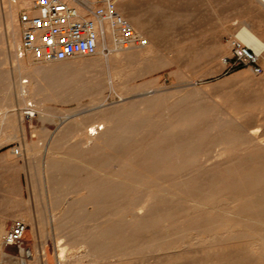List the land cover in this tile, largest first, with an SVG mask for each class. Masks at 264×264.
I'll return each instance as SVG.
<instances>
[{"label":"rangeland","instance_id":"1","mask_svg":"<svg viewBox=\"0 0 264 264\" xmlns=\"http://www.w3.org/2000/svg\"><path fill=\"white\" fill-rule=\"evenodd\" d=\"M17 1L19 2V0ZM35 1L36 0H33V2ZM11 5H16L15 3H13V0H0V102L5 101V107H8V111H10V113L13 114V118L11 119V122L9 123L10 126L8 125L5 128L7 137L8 138L10 137V139L9 141L2 144L0 148L2 147L1 149L3 151L19 149L21 152V155L17 156V159H18L20 168H23L24 173H25V188H26L27 206H31L30 207L31 211H33V208L35 210V223L31 224V227L33 224L35 226V236L29 239L31 244L29 245L28 251L29 250L31 251L32 253L31 256L29 254L19 253L18 250H16V248L13 246L2 245L3 247L2 249L5 252L10 254L11 256L10 258L13 261H10L9 263L2 262V258L0 255V264H155V263L156 264H164V263L165 264H176L177 262L178 264H193V261L196 262L194 264H210V263L221 264L222 261L224 262V259L227 261L222 264H228V263L229 264H240V263L241 264H244V263L260 264L257 255L254 254L252 250H249L248 248L246 249V246L244 245V238L242 239V237L237 238L241 240L234 241V243L231 246L225 245L227 243H222L221 245L220 242H226V240L221 237L220 238L217 237L215 242H205V243H202L201 245L196 244V246L199 245L198 247H196L195 244L194 245L186 244L185 246L183 245V248H181L182 247L181 246L175 249V251H173L174 249H168V250H162V249L164 247H167L170 244L179 243L184 238L178 235H172V237L167 236L165 238L164 236L166 235H162L159 230H155L152 233V235H149V236H146L144 233H141V232L138 233L141 239L144 237L146 238L147 243L144 244L143 243L144 240H143L141 241L142 243H140L139 245L133 248L131 244L133 233L128 230V227L132 223L130 219L128 218L120 219L118 217H115L113 219V217L112 218L106 217L105 222H104L102 221L104 220V218L100 220V218L98 219L95 217L96 219H94L93 217V218H90L91 220L89 221L88 218L86 217H87L88 212L91 209L88 207H92V206L89 204H85V203L81 204L84 201L82 197L84 198V195L86 194L84 183L88 181L87 179L89 178L88 182L90 183L92 182V184L94 183L98 184L103 178L101 177V175H99L101 173L103 174V176L106 174L108 179L109 177L111 178L112 176L113 180L112 181L110 180V181L112 182V184L115 181L116 183L114 185H117L118 184L117 182L119 180V175L121 178L127 177L128 175H130V177L133 178V176L136 175V172L140 171V169L132 165L131 166L125 165L124 160H126L127 162L128 156L127 157L123 156L120 162L118 161L115 162V160L113 159H110L111 161L109 162L108 157H104V159H102L103 162L100 160L103 164L106 161L105 158L108 159L107 165L105 163H104L105 165L104 164L102 165V166H105L104 167L105 170L108 167L107 168L108 170L106 171L103 170L102 169L103 167L101 166H99V169L97 167L92 170L93 175H91L92 174V171H90L91 168L88 170V169H84L80 167L81 170L79 171L78 169L80 168H77L76 165L80 162L79 161L80 158H78L77 160L75 159L74 164H73L72 160L74 159L73 158L69 159V156L64 154L67 152L69 153L70 151L69 148L71 146L73 147L74 145L72 142L75 143V146L77 145L78 137H76V135L74 134H64L62 130L69 123H72L74 121L80 122V123L82 122L88 123L89 121L91 122V120L93 121L94 117L98 116V114L100 113H101L100 115H102L103 111H106V110H108V112L110 113H113V115L115 114L116 111L120 113H124L125 109L130 110L129 112H132V113H138L141 111V109L144 108V106L137 104L138 105L137 107L135 103H137L139 99H142L144 97L142 96V94H145V96H147L148 98L153 97L149 99V102L156 101L152 109V112L154 113L152 114L150 113L152 117L150 121L152 122L165 121L164 119L165 116L166 117L168 116V112L165 109L167 106H168L167 108L184 107L183 105H185L186 107V104H189V101L191 102V100L193 99L191 102V103L193 102L195 103V104L193 103V106H198L199 104V106H201L204 109L207 108L209 110L213 108L216 110L215 114L217 116H215L211 120L210 122L211 124L217 121H223L221 119L222 117L221 115H224V116L226 115L227 117L229 116L228 119L230 120L232 118L235 119V121H233L232 119L234 124L241 123L248 129H250V131L258 128L259 129L258 136L261 137L260 140L262 138H263L262 140H264V52L259 55L256 53L260 57V63L263 68V73L261 75H255L252 73L251 70L247 68H241L235 71H229L223 62L225 57H229L231 55L230 41L233 38H237L238 33L243 28H246L252 31L255 35H257L260 39L264 41V8H263L264 6L257 0H132L130 6L129 5L125 6L126 10L128 11L129 14L133 15L134 17H138L140 19L141 30L146 35L145 38L152 41L153 54L150 56V59L148 61H144V63L142 62L140 64H135V65H132V67L131 66L124 67L125 65L120 66V71H118L119 77L117 81L125 83V87L122 88L119 85V83L115 86L111 85L110 81L112 80L113 73L116 69L114 68V65L107 60L106 57H105L106 59H105L104 66L102 68H97V72L100 73L101 75L100 74L97 75L96 78H95V75L97 73L96 70L93 73V69L92 70L84 69L85 68L84 65L90 60H93L96 57H98L99 56L98 54L92 57H76L68 61H50V62L44 61L40 57V54L36 55V52L26 54L23 57H19L17 54L18 52L17 50H19L18 48L19 46L17 45V48L16 47L14 48L15 50L12 49V46L9 44V40H8V23L5 17L7 16L5 14V10H7ZM27 8L29 7H22L19 10V13L21 10L27 9ZM18 15L15 21V25L18 24V27L20 29L19 30L20 31L19 43L21 45L23 28L19 22ZM132 28L136 31V27L132 26ZM114 33L115 31L113 32V35L111 34L112 36L111 40L113 43L118 44L114 40ZM108 39H109V36H108ZM108 44H109L108 41L106 43H101V45L103 46L102 47L103 53L106 56L109 55V52L105 51V48L109 50ZM76 61L78 62L83 61V63L84 62L85 63L83 66H78L76 65L77 63ZM154 63L157 65L154 66L155 65ZM149 64L154 66V68L152 66H148ZM68 65L72 68L71 71L77 73V75L73 77L72 79L67 76L65 78L62 77L63 75L65 76L63 72L66 66ZM146 66H148V68ZM129 68H132V69H129ZM98 69L100 72L98 71ZM59 70H61V72ZM101 71L104 73H101ZM88 72L90 74H88ZM86 74H87V77L85 76ZM93 74L95 75L93 76ZM37 75H41V76L42 75H47V76H50V75L59 76L60 75L62 79L59 81L62 83L61 86L63 87L69 85L70 83L75 84L77 81L81 83L83 82V79L85 76V78H88V80L84 79V81H86L87 84L88 82L98 81L99 83H102L104 87H101L102 85L100 84V87L102 88L101 94L100 96H97V97L95 95H92L89 91L85 92L88 89L84 88V90L83 89L82 90L85 93L80 92L76 95L64 94L62 96L61 95L56 96L55 94H53V96H51L52 98L49 97V99L46 98L49 95L34 96L35 98L28 97L29 98L27 99L28 102L27 101L22 102L21 99L24 98V95L20 93V88L18 87L21 82V77L24 80L29 79L28 77H30V81H31L32 78ZM82 76H83V79H82ZM98 76L99 77L101 76V77L99 78ZM97 77L99 79H97ZM92 78L93 79L95 78V79L93 80ZM67 79H69L70 81H67ZM104 79H105L104 84L107 86L103 84ZM99 80H102V81L100 82ZM61 89H64V88H61ZM49 90H51V87H49ZM87 93L88 95H86ZM153 95H155V97ZM63 96H65L66 98H64ZM123 96H124V99L126 98V100H128L129 102L131 101L130 104L128 103V101L126 103V100L124 99L122 100L124 104L121 102V98ZM57 97L59 98L57 99ZM186 97H188L189 99H184V102H183L182 98H186ZM41 98H43L44 101H42ZM95 98L100 99L103 102V106L105 105V107L101 106L102 108L101 107L93 108L94 106L93 100ZM28 103H32L33 106H28L27 105ZM132 103L134 105L133 108L137 107L138 111L136 108L133 110ZM164 104L166 107L161 106V108L158 109L160 105H164ZM172 104L175 106H173ZM123 105L126 106L127 108L125 107H124L125 109L121 108L123 107ZM190 105L191 104L187 105V107H190ZM154 108H155V111H153ZM41 109L44 111L41 112L42 111ZM110 109L111 111H109ZM115 109L116 111H114ZM27 110L34 111L35 116L31 119L26 117L24 115V111H27ZM159 110L161 111V113ZM95 111H98V113L96 114ZM45 112H47L46 114L51 113L50 116H54V120L44 121L43 118H41V115L45 114ZM108 112L106 111L104 113L108 114ZM162 112L164 115L167 113L165 116H163L164 118L161 117L163 115ZM63 113H69V115L71 114L73 116L72 118L68 120L69 122L68 121L62 122L64 119L60 117L63 116ZM110 113L108 115H110ZM89 115L90 116L93 115V116H92V119L89 118L88 120V117H90ZM157 115L159 117L156 118ZM218 116L220 117V120ZM80 119H82L81 120L82 122L80 121ZM83 119L85 121H83ZM119 119L121 121H125V119H128V118H125L124 120L123 118H119ZM129 119L128 121L133 120L132 118L130 120ZM89 124L90 123H88V125ZM196 125L197 126L195 128L192 127L189 129H196V132L202 133L204 135H203V138L196 143V149L193 150V152L191 151L193 156H195V159L190 160L188 162V165L184 168V171L186 173H189L187 174L186 177L192 178V177H195V174L198 175L199 173L203 171L211 170V169L214 170L215 167L213 169V167H211L210 165L218 161L225 162L229 159L228 161H230V163L231 162L234 163L236 162L237 159L240 161V158L242 162L247 161L246 159L243 158L247 154L244 152L243 148L245 149L249 147L250 149L253 148L252 150L249 149V151L250 153H254L253 156L255 155L256 157L252 160V162L255 159H259L261 161L263 160L262 162L255 160L254 163L256 164V161H258L257 162L258 165H254L252 167L250 166L248 167L239 166L238 167V166H234L231 163L228 166H222V168L216 167L217 170L216 169L215 170L216 171H227V170L247 169L251 171H256V170L264 169V166L262 165L260 166V164L264 163V156H261L262 152L260 150L255 149L253 147L254 146L253 144L250 145L248 143H245L246 138L243 140L244 142L242 144L240 143V145L239 144L237 145V148H236L237 151L240 150L238 154L236 150H232L231 153H226V155L224 154L223 159H222V157L218 156V154L220 153V149L223 146L221 145L217 146V143H216L217 138L220 135H222V133L217 134L216 131H210V130L206 132L205 129L207 127V123L204 121ZM218 131H221V130L219 129ZM53 138L54 139L57 138L58 140V142L57 140H55L56 141L55 146H54L55 142ZM212 138L213 140H211ZM66 139H68L67 142L65 141ZM60 142H62L64 147L61 145ZM60 145H61V148L59 147ZM58 147L63 152L58 150L59 149ZM205 147L206 149H204ZM62 148L64 150H62ZM67 148H68V151H67ZM73 150L74 148L71 149L70 152H73ZM242 150H243L242 152L243 154L241 153ZM62 154L65 155V157H61ZM47 155L49 156L48 159L46 158ZM129 155H132V151ZM237 156L239 158H237ZM53 157L54 159H56L55 161H53L54 160L52 159ZM59 158L61 160H59ZM50 160L52 161L51 163H50ZM63 161H67L69 163L66 162L67 164H65ZM70 161L72 162V164ZM55 162L57 163L61 162L63 166H66V167L65 168L62 167V169L57 168L56 170V166H55L53 169H55L56 171L55 173L54 171H52L53 173L51 174L53 175H51L50 177L49 176L50 171L53 170L50 165H53V163ZM49 163H50L49 165L50 167L48 169L51 168V170L48 171L49 172V175H48V172H46L47 171L46 168L48 167L47 164ZM203 163H206V165H204ZM129 164L131 163L129 162ZM70 165L72 166L75 165L74 167L71 166L72 169L73 168L75 169L71 170L70 169L71 167H68ZM66 168H68L67 173H65ZM118 168L121 170H119ZM124 169L126 170L125 173L123 171ZM59 170H60V173H59ZM69 170H71L72 172L69 173ZM127 170H129L128 172L130 174L127 172ZM89 171L91 172V174ZM110 171H112L111 173L113 174L110 175ZM84 172H86L87 174ZM72 173L76 177H74ZM78 173L84 174V175H79ZM123 173L125 174L124 176L122 175ZM63 174L66 177H64ZM89 174L91 176H89ZM53 176H55V179H53ZM71 176L73 178H76L74 180L72 179V181L74 182L77 180L78 177L80 178L79 180H83L84 183H82L81 181L80 182L84 185L83 186L84 188L82 187V184L79 183V181H76L78 183L73 184V182L71 181ZM106 176H104L105 177L104 179H107ZM114 176H117L118 178ZM48 177L52 179V182L53 180L54 181L56 180L53 183V186L55 188L54 190L58 192L56 195L60 196L61 198H58L57 196L55 197L54 190L51 193V197L47 196L46 179ZM67 177H69L70 179L69 181L70 184L68 183L69 179ZM63 178L64 179L67 178L68 180L64 181ZM97 178L99 179L101 178V180H98ZM95 179H97L98 181L97 180L94 181ZM115 179L116 180L118 179V180L116 181ZM62 182H63L64 188H63ZM71 183L73 184V186ZM65 185L67 186L65 187ZM156 185L157 184H153V186H156ZM57 187L60 190L62 191L64 190V191L61 192L60 190L57 189ZM70 187H71V190L69 189ZM80 187H82V191H80L81 190ZM77 190H79V192ZM74 193L76 194L74 195ZM70 198L72 199V201H70L71 200ZM50 199H53V200H50ZM56 199H58L59 201H56ZM59 204H62V205L60 206ZM70 205L72 206L73 209L71 208L69 209L68 206ZM74 205H77V206H74ZM81 206H82L83 213L78 212L81 209L80 208ZM122 206H123V203L121 204V207ZM77 207L80 209H78ZM75 208H77L78 211ZM64 210H66L65 213H64ZM68 212L71 213V214L69 213V215L71 216L70 219L69 217H67V215L65 216V214H67ZM60 215H62L63 219L61 218ZM60 218L61 220L64 221V223H67L68 221L70 222H68L67 225H64L63 221L61 222ZM84 219L86 220V222L88 221L87 222V224L89 223L88 225H90L91 222L93 223L94 220H97V219L100 220V221L97 220V222H100L102 225H100V223H97L96 221H94L95 224L90 225V226L95 225L96 227L103 226L107 221L106 219H109L111 221L109 222L107 221L108 223H106L105 226H109L111 224L110 222L115 220L112 223L113 225L112 224L111 225L112 226L115 225V229H117L116 228L117 226H121V232L119 234L121 236L120 237L121 240H119V243H118L121 247L117 246L118 244L116 243L115 245L117 247L114 245V248L116 250H113V251L110 250V248L113 249V245H110L106 248L100 247L99 249H97L94 246L87 247V244L83 243L85 242L84 239L87 233L84 235L83 232H87L88 230H90V226L86 224ZM192 219L194 218L192 217L187 218L186 222H192V221L197 222L198 220V219H194V220ZM119 221L122 222V225H118V223H116ZM69 225H72V226L70 227ZM86 226L88 227L85 228ZM112 226L110 227L113 229ZM82 229H83V232H82ZM84 229L85 230L88 229V230L84 231ZM77 231L81 232V233L79 232L80 236L78 235V233H76ZM70 234H76V235L75 236L73 235L72 237V235ZM76 236L77 237L79 236L83 239L81 240L80 238H76ZM74 237L76 238V240ZM207 237H208L207 235L204 236V238H207ZM124 240H126L124 245H126L127 248L126 246L122 247L123 242L121 241H124ZM128 240H130L131 243H128L127 242ZM73 241L74 242L78 241V242L74 243ZM186 241H189V239H187ZM61 242L64 246L62 244L61 245L65 247L64 254L61 253V249H60L62 248L60 247ZM155 242L158 245L150 244V243H155ZM215 244H218V245H215ZM118 247H120V249ZM231 247L235 251L230 250ZM145 248L148 250H145ZM186 248H189V249H186ZM198 248H199V252L197 250ZM240 248L241 249L244 248L243 251ZM126 249H128L131 252L129 253L126 252L128 251ZM239 249L241 250V252ZM245 249H246V252H245ZM120 250H123V251L119 252ZM225 250L227 251L230 250L229 253L232 251L234 252L229 254ZM236 250H239V251L236 252ZM247 250H248V254H244V253H247ZM114 251H118L119 253L114 252ZM116 253L119 254L121 258L122 257L123 258L121 259L117 255L119 257L118 259V257L116 256ZM125 253L128 254L130 257L127 256ZM218 253L219 255H217ZM238 253H239V256H237ZM241 253L244 255H242ZM102 254L103 255L105 254L104 258H106L107 256L108 258H106L105 260L104 258H102L103 256ZM136 254L138 255V257L136 256ZM100 255L101 257H99ZM189 256L192 257V259ZM219 256L220 257L222 256L221 257L222 259L220 258L222 260L220 263H219V260H220ZM241 256H246V257H241ZM183 257H185L186 259ZM193 257H196V258H193ZM238 257L240 259H237ZM241 258L243 259L242 262L244 261L243 263L241 262ZM179 259L181 261H179ZM244 259H247V260H244ZM235 260L238 261V263L235 262ZM257 260L258 262H256ZM214 261L216 262L214 263Z\"/></svg>","mask_w":264,"mask_h":264},{"label":"bare ground","instance_id":"2","mask_svg":"<svg viewBox=\"0 0 264 264\" xmlns=\"http://www.w3.org/2000/svg\"><path fill=\"white\" fill-rule=\"evenodd\" d=\"M257 1L260 2L264 6V0H257ZM131 2H132V0H122L119 3L118 9H119L120 14L123 16V18L125 20H127L131 26L136 27V32L146 42L145 46H143V47L132 46L129 48H124V47L120 46L119 44L113 43L111 40V37H112L111 34L113 35L114 30L111 28L110 24L108 23L107 24V32H108V36L110 39V40L109 39L107 40L109 43L108 44L109 45V55H107L108 57L103 53V48H102L103 46L101 44H99L98 53H97L99 55L98 57H96L93 60H90L85 65H84L85 62L83 63V61H80V62L76 61L77 63L74 62L78 66L84 65V67H85L84 69H86V70L87 69H90V70L93 69V73H94L95 70L97 72V68H102L104 66L105 59L107 58V60L109 62H111L114 65V68L116 69L113 73V78L110 81V83L112 86H115L119 83V85L122 88L125 87V83L117 81L118 77H119L118 71H120V66L125 65L124 67H130V66L132 67V65L140 64L142 62L144 63V61H148L150 59V56L153 54L152 41L145 38L146 35L141 30L140 19L138 17H134L133 15L129 14L128 11L126 10L125 6H127V5L130 6ZM6 20L8 23L9 44L12 46V49H14L15 47L17 48V45L19 46L18 48H20V43H19V36H20L19 30L20 29L18 27V24L15 25V21H16L15 14H12V13L8 14L6 16ZM237 38L240 41H242L244 44L250 46L254 50V52L256 51L255 53H257L258 55L262 54L264 52V41L262 39H260L257 35H255L252 31H250L246 28H243L238 33ZM17 54H18V52H17ZM37 54H40V51H36V55ZM156 65L157 64H155L154 66H156ZM137 66H139V65H137ZM148 66H152V65L149 64ZM148 66H146V67L148 68ZM154 66H152V67L154 68ZM80 68H82V67H80ZM135 68H137V67H135ZM71 69L72 68L69 65L66 66V68L63 72V74H65V76L63 75L62 77L65 78L67 76V77H70L71 79L73 77H75L77 75V73L71 71ZM129 69H132V68H129ZM48 70H50V69H48ZM124 70H126V69H124ZM59 71L61 72V70H59ZM98 71H99V69H98ZM102 71H101V73H104ZM89 72H88V74H90ZM85 73H87V72H85ZM97 73H96V75L93 74V76L95 75V78L97 75L100 74V73H98V74ZM60 74H62V73H60ZM103 75H102V77H103ZM85 76L87 77V74ZM85 76H84V79L88 80V78H85ZM98 77H97V79H99L101 76L99 78ZM28 78L29 79H25V80L21 79V82L18 86L20 88V93L24 95V98L21 99L22 102L23 101L26 102L27 99H29L28 97H34V96H47V95H49L48 97H46L47 99H49V97L52 98L51 96H53V94H55L56 96L57 95L62 96L64 94L76 95L80 92H84L83 91L84 88L88 89L85 92L89 91L92 95H95L97 97V96H100V94H101V89H102L101 87H104L102 85V83H99L96 80H95L96 82H94V81L88 82L87 81L88 82V84H87L86 81H84L83 76H82L83 82L80 83L79 81H77L75 84L70 83L69 85L64 86V87L61 86L62 83L59 81L62 79L60 75L59 76L37 75V76H34L31 81H30V77H28ZM67 81H70V80L67 79ZM99 81L101 82L102 80H99ZM104 83H105V79L103 80V84ZM100 84L102 85L101 87H100ZM105 86H107V85H105ZM109 86H110V84H109ZM49 87H51V90H49ZM61 88H64V89H61ZM84 93H83V95H84ZM70 95H68V96H70ZM79 95H81V94H79ZM86 95H88V93ZM142 96H144V97L142 99H139V101H137V103L133 102L136 105L138 104V105L144 106V108L141 109V111L138 113L129 112L130 110H126L125 108H127V107L123 105V107H121V108L125 107L124 113L117 112L115 109L114 111H116L117 113L115 112V114L113 115V113H110V112H108V110H106L108 112V114L110 113V115H108L107 113L105 114L104 112H106V111H103L102 115H100L101 114L100 113V114H98V116L94 117L93 121L92 120H91V122L89 121L88 122V123H90L89 125L86 122H85L86 124L83 123L81 121L82 119H80V121L82 123L74 121L72 123H69L64 129L61 128V129H63L62 131L64 134H74V135H76V137H78L77 145L75 146V143L72 142L74 145L71 143L73 145V147L71 146L69 148L70 151H71V149L74 148L73 152L69 151V153L68 152L64 153V154L69 156V159L70 158L74 159V160H72L73 164H74L75 159L77 160L78 158H80V160H79L80 162L79 163L77 162L78 164L76 165L77 168L82 167V168L88 169V170L91 168L90 171H92L93 169H95L97 167L99 169V166H101V167H103L102 169L105 170L104 169L105 166H102V165L104 163L107 165L108 159L105 158L106 161L102 164V162H103L102 159H104V157H108L109 162L111 161L110 159L115 160V162H117V161L120 162L123 156H126V157L128 156L127 162H126V160H124L125 165H129V166L132 165L136 168L138 167L140 169V171H142V172H140V171L136 172V175H134L133 178H131L130 175H128L129 170H127L128 176L126 175L127 177L121 178L119 175V180L117 179L118 180L117 185H114L116 183L115 181L112 184V182H111L113 180L112 176H111L112 179L109 176H108L109 177V179H108L106 174L104 176H106L107 179H104L105 177L103 176V174H101V173L99 174V175H101V177H103L102 180H101V178L100 179L97 178L98 180H101L100 181L101 183L100 182L98 183L99 185L97 183L96 184L94 183L95 184L94 185V184H92V182L91 183L88 182L89 178L87 179L88 181H86V183H84V181L79 180L80 178L77 176L78 178L76 181H79V183H81V182L84 183L85 189H86V194L84 195V198L82 197V199L84 201L81 204L85 203V204H89L92 206V207H88L91 209H90V211L88 210L89 212H88L86 218H88L89 221L91 220L90 218H93V217H94V219L100 218V220L104 218V220H102L104 222H105L106 217H108V218L113 217V219L115 217H118L120 219L121 218L130 219L132 221V223L128 227V230L133 233V237L131 239L132 243L130 242V240H128L127 242L131 243L133 248L136 247L137 245H139L140 243H142L141 241H143V240H144L143 241L144 244L147 243L146 238L144 237L141 239L140 236L138 235V233L141 232V233H144L146 236H149V235H152V233L155 230H159L162 235H166V236H164L165 238L167 236L172 237V235H178V236H182V238H184L181 242L170 244L167 247H164L162 249V250L174 249L173 251H175V249H177L181 246H182L181 248H183V245L185 246L186 244H188V245L189 244H191V245L195 244V246H196V244L201 245L202 243H205V242H215L217 237H219V238L221 237V238L226 240V242H220L221 245H222V243H227L225 245L231 246L234 243V241L241 240V239H237V238L242 237V239L244 238V245L246 246V249L248 248L249 250H252L253 253L257 255L260 264H264V169L263 170H256V171H251V170H247V169L216 171L217 170L216 167L222 168V166H228L229 164L232 163V162L230 163V161H228L229 159L227 157L228 160L225 162H220L217 160L218 162L212 163L210 165L211 167H213V169L215 167L216 170L215 169L214 170H212V169L206 170V171L199 173L198 175L195 174V177H192V178L186 177L187 174H189V173H186L184 171V168L188 165V162L190 160L195 159V156H193L192 152H193V150L196 149V143L198 141H200L204 135L202 133L196 132V129H189L192 127L195 128L197 126L196 124L204 121L207 123V127L205 129L206 132H208L210 130V131H216L217 134L222 133V135L219 134L220 136L216 140L217 146H220V145L223 146L220 149V153L218 154V156L222 157V159H223L224 154L226 155V153H231L232 150L237 151V149H236L237 145L238 144L240 145V143L242 144L244 142L243 140L245 138H246L245 143H248L250 145L253 144L254 145L253 147L255 149L260 150L262 152L261 156H264V140H262L263 138L260 140L261 137L258 136L259 129L256 128V129H253L252 131H250V129H248L247 127H245L241 123L240 124L239 123L234 124L233 121H235V119L232 118L233 119V121H232V119L231 120L228 119L229 116L227 117L226 115L225 116L221 115L222 116L221 119L223 121H217V122H214L211 124L210 123L211 120L215 116H217L215 114L216 110L213 108L209 109V110L207 108L204 109L201 106H199V104H198V106H193L194 102L191 103L193 99L191 100V102L189 101V104H191L190 107H187V105H189V104H186V107H185V105H183L184 107H179V108H176V107L175 108H172V107L167 108L168 106L166 107L165 104L160 105V107H158V109L161 108V106L166 107L165 109L168 112V116H167L168 118L165 116L167 113L164 115L162 112L163 115L161 117L165 116V118L163 117L165 119V121H163V122L162 121L161 122L160 121L152 122V121H150L152 118L151 114L154 113V112H152V109H153V107H154L153 105L156 101H154V102L150 101L149 102V99H151L153 97L150 96L151 98H148L147 96H145V94H142ZM153 96L155 97V95H153ZM63 97L66 98L65 96H63ZM58 98L59 97H57V99ZM123 99H124V96L121 98V102ZM182 99L184 102V99H189V98L186 97V98H182ZM41 100L44 101L43 98H41ZM124 100H126V98ZM178 100H180V99H178ZM127 101L128 100H126V103H127ZM130 102L128 101L129 104H130ZM163 102H165V101H163ZM39 103H40V101H39ZM133 103H132V108L134 106ZM93 104H94L93 108H98V107L103 106V102L97 98H95L93 100ZM27 105L33 106L32 103H28ZM138 105H137V107H138ZM173 106H175V105H173ZM103 107H105V105ZM137 107H134L133 110L136 108L138 111ZM165 109H164V111H165ZM0 110H2V111H0V146H1L2 144L9 141V139H10V137L9 138L7 137V134L5 132V128L8 125L10 126L9 123L11 122V119L13 118V114H11L10 111H8V107H5V101L0 102ZM43 111L44 110H42L41 112H43ZM109 111H111V109ZM153 111H155V108ZM95 112H96V114L98 113V111H95ZM95 112H94V114H95ZM46 113L47 112H45V114L41 115V118H43L44 121L45 120H54V116H50L51 113H49V114H46ZM91 113H93V112H91ZM160 113H161V111H160ZM24 115L31 119L35 116V112L27 110V111H24ZM92 116H90V117L87 116L88 120H89V118L92 119ZM72 117L73 116L71 114L69 115V113H63V116H61L60 118L64 119L62 122H64V121L66 122ZM157 117H159V116L157 115L156 118ZM119 118H123V120L125 118H128V119L132 118L133 120L129 119L130 121H128V119H125V121H121ZM154 120H155V118H154ZM219 120H220V117H219ZM83 121H85V120L83 119ZM86 121H87V119H86ZM219 129L221 131H218ZM206 135H207V133H206ZM63 136H61V137H63ZM54 138H53V140L55 142L54 143V146H55V144H56L55 140H57V138L56 139H54ZM204 138H205V136H204ZM67 140L68 139H66L65 141L67 142ZM211 140H213V138ZM57 142H58V140H57ZM60 143L63 146L62 142H60ZM57 145H59V144H57ZM61 145L59 146L60 148H61ZM60 148L58 150L61 151ZM241 148H243V147H241ZM204 149H206V147ZM249 149H250V147L245 148V149L243 148L244 152L247 153L246 156H244L243 158L246 159L247 161L242 162V160L240 158V161L237 159L236 162H234L232 164L234 166H238V167L239 166H242V167L250 166V167H252L254 165H258L257 162L258 161L260 162L261 160L255 159V160H258V161H256V164L254 163L255 160L252 162V160L256 157H255V155L253 156L254 153H250ZM252 149H250V150H252ZM62 150H64V149L62 148ZM243 150L241 151V153L243 152ZM67 151H68V148H67ZM131 151H132V155H129L131 153ZM239 151L240 150L237 151V154ZM61 152H63V151H61ZM61 152H59V153H61ZM241 153H239V154H241ZM11 154L13 156H20L21 152L19 149H17V151L12 150ZM228 155H230V154H228ZM236 155H234V156H236ZM199 156H201V155H199ZM240 156H242V155H240ZM61 157H65V155L62 154ZM257 157H259V156H257ZM46 158L48 159L49 156L47 155ZM60 158H59V160L62 159V158L61 159ZM237 158H239V157L237 156ZM52 159H54V157ZM51 160H50V163L52 162ZM55 160L56 159H54L53 161H55ZM131 160H132V162H131ZM128 161L131 164H129ZM221 161H223V160H221ZM61 162L60 163L55 162V163H53V165H50V163L47 164L48 167L46 168L47 169L46 172L51 170V168L53 169L55 166H56V170H57V168L58 169L59 168L62 169V167L65 168L66 166H63V164ZM63 162L65 164L69 163L67 161H63ZM71 164H72V162H71ZM203 164L206 165V163H203ZM49 165L51 166L50 169H48L50 167ZM192 165H193V163H192ZM261 165L264 166V163L260 164V166ZM71 166L72 165H70L68 167H71ZM74 166L75 165H73L72 167H74ZM72 167L70 168L71 170L75 169V168L72 169ZM107 168H106V170H108ZM198 168H199V166H198ZM67 169L68 168L65 169L66 171L64 170L65 173L68 172ZM127 169H129V168H127ZM56 170L55 169L51 170L50 175H49V172H48V175L51 177V175H53V174H51V173H53L52 171H54V173H55ZM71 170H69V173L72 172ZM78 170L80 171L81 168ZM119 170H121V169H119ZM113 171H115V170H113ZM123 171L125 173L126 170L124 169ZM196 171H197V169H196ZM198 171H199V169H198ZM111 172L112 171H110V175L113 174ZM59 173H60V170H59ZM84 173H86V172H84ZM124 173L122 174L123 176L125 175ZM90 174H91V172H90ZM90 174H89V176L93 175V171H92V174L91 175ZM95 174H97V173H95ZM58 175H60V174H58ZM72 175H74V174L72 173ZM79 175H84V174H79ZM64 177H66V176L64 175ZM74 177H76V176L74 175ZM114 177H117V176H114ZM67 178L69 179V177H67ZM67 178H65V179L63 178V180L64 181L68 180ZM53 179H55V176H53ZM72 179L74 180L76 178H73L71 176V181H72ZM97 179H95L94 181H96ZM55 181L53 180V182H52V179L49 177L46 179V188H47V196L48 197H51V193L55 189L53 186V183ZM69 181H70V179L68 180V183H69ZM76 181L75 182L72 181L73 184L78 183ZM68 183H66V184H68ZM73 184H72V186H73ZM153 184H157V185L153 186ZM55 185H56V183H55ZM62 185H63V182H62ZM84 185L82 184V187ZM66 186L67 185H65V187ZM82 187H80L81 188L80 191H82ZM63 188H64V185H63ZM57 189L60 190L58 187H57ZM69 189L71 190V187ZM72 190H73V188H72ZM60 191L63 192L64 190L63 191L60 190ZM77 191L79 192V190H77ZM54 192H55L54 194L56 197L57 196L56 194L58 192H56V190H54ZM71 192H73V191H71ZM75 194L76 193H74V195ZM80 195H82V194H80ZM57 197L61 198L60 196H57ZM66 198H68V197H66ZM50 200H53V199H50ZM56 201H59V200L56 199ZM70 201H72V199ZM122 203H123V206L121 207ZM81 204H79V205H81ZM59 205L61 206L62 204H59ZM70 206H68L69 209L70 208L73 209L72 206L71 207ZM74 206H77V205H74ZM77 208H75V209L77 210ZM80 208H78V209H80L79 211L77 210L78 212H82V206ZM65 211L66 210H64V213H65ZM69 213L70 212L65 214V216L67 215V217H69V219H70L71 216L69 215ZM60 216L62 218V215H60ZM67 217H65V218H67ZM191 217L194 219H198L197 222L196 221L186 222V219L191 218ZM61 218H60V220H61ZM194 219H192V220H194ZM27 220H28V218H27ZM64 220H66V219H64ZM97 220H94V221L97 222ZM100 220H98V221H100ZM106 220L108 222L111 221L109 219H106ZM189 220H191V219H189ZM28 221H25L27 226H29V229L27 230V232L25 234L24 243L22 246L15 247V248H16V250H18L19 253L29 254L31 256L32 255L31 251L30 250L28 251L29 245L31 244L29 239H31L33 236H35V226L33 224L31 227L32 223H30ZM62 221L63 220H61V222ZM94 221H93V223L91 222L90 225L95 224ZM107 221H106V223H108ZM113 221H115V220H113ZM113 221L110 223L112 224ZM68 222H70V221H68ZM85 222H86V220H85ZM87 222H86V224H87ZM119 222H116V223H118V225H122V222H120V224H119ZM63 223H64V221H63ZM67 223H64V225H67ZM97 223H100V222H97ZM105 224L103 226H97V227L95 225H92L93 228H92V226L88 225V226H90V230L87 229L88 230L87 231L84 229V231H87V232H83V229H82V232L84 233V235L87 233L85 235V239H84L85 242H83V243L87 244V247L88 246H94L97 249H99L100 247L106 248L110 245H113V249L110 248V250H112V251L116 250L114 248V245H115V243L118 244L119 240H121L120 239L121 236L119 235L121 232V226H117L116 227L117 229H115V225L112 226L113 224L112 225L110 224L109 226H105ZM100 225H102V224L100 223ZM69 226L71 227L72 225H69ZM78 226H79V224H78ZM88 226H86L85 228H87ZM110 226H112L113 229ZM60 228H61V226H60ZM66 229H68V228H66ZM74 230H76V229H74ZM79 232L77 231L76 233H78V235H79ZM83 233H82V235H83ZM70 235H72V237H73V235L75 236L76 234H70ZM205 235H207L208 237L204 238ZM79 236L78 237L76 236V238H80L82 240L83 238H81ZM76 238H75V240H76ZM70 239H71V237H70ZM187 239H189V241H186ZM77 242L75 241L74 243H77ZM121 242H123L122 247H125L126 245H124V243L126 242V240L121 241ZM61 244H62V242L60 243V247H62V248H60L61 253L64 254L65 253V247H63L64 245L62 244L63 245L62 246ZM120 244H122V243H120ZM150 244H156V242L150 243ZM156 245H158V244H156ZM215 245H218V244H215ZM117 246H120V245L118 244ZM198 246H196V247H198ZM223 246H224V244H223ZM82 247H84V246H82ZM120 247H118V248L120 249ZM144 247H146V246H144ZM201 247H203V246H201ZM126 248H127V246H126ZM231 248H230V250H234L233 248L232 249ZM128 249H126V250H128ZM157 249H159V248H157ZM186 249H189V248H186ZM243 249H241V250L243 251ZM246 249H245V252H246ZM123 250H120L119 252H121ZM145 250H148V249L145 248ZM183 250H185V249H183ZM197 250L199 252V248ZM230 250H228V251L225 250V251H227L229 253ZM239 250H236V252ZM241 250H240V252H241ZM178 251H180V250H178ZM234 251H232V252H234ZM114 252L119 253L118 251H114ZM126 252L129 253L131 251L128 250ZM227 252H226V254H227ZM232 252H230V253H232ZM117 253H116V256L117 255L119 256V254H117ZM151 254H153V253H151ZM244 254H248V250H247V253H244ZM244 254H242V255H244ZM92 255H94V254H92ZM104 255L102 256V258H104ZM114 255H115V253H114ZM122 255H124V254H122ZM126 255L129 256L128 254H126ZM169 255H168V257H169ZM217 255H219V253ZM127 256H125V257H127ZM136 256L138 257L137 254H136ZM203 256H204V254H203ZM234 256H236V255H234ZM237 256H239V253ZM99 257H101V255ZM119 257H118V259H119ZM196 257H193V258H196ZM221 257L219 256V259ZM241 257H246V256H241ZM106 258H108V256ZM106 258H104V259L106 260ZM183 258H185V257H183ZM190 258L192 259V257H190ZM190 258H188V259H190ZM180 259H179V261H181ZM221 259L219 260V263L222 261ZM237 259H240V258L238 257ZM255 259H256V257H255ZM236 260H235V262L238 263V261H236ZM242 260L243 259L241 258V262H242ZM244 260H247V259H244ZM226 261L227 260L224 259V262H226ZM248 261H246V262H248ZM187 262H188V260H187ZM215 262L216 261H214V263ZM224 262L222 261V263H224ZM256 262H258V260ZM189 263H190V261H189ZM194 263H196V262L193 261V264ZM239 263H240V261H239ZM176 264H178V262ZM210 264H212V263H210ZM244 264H246V263H244Z\"/></svg>","mask_w":264,"mask_h":264},{"label":"built area","instance_id":"3","mask_svg":"<svg viewBox=\"0 0 264 264\" xmlns=\"http://www.w3.org/2000/svg\"><path fill=\"white\" fill-rule=\"evenodd\" d=\"M121 1L36 0L19 14L23 31L18 56L40 51V57L46 62L95 56L99 44L108 40V23L120 46H145V40L120 14ZM230 47L231 55L223 60L229 71L247 68L255 75L263 73L260 57L249 46L233 38ZM105 51L109 52L107 48ZM27 230L23 220H15L3 237L4 245L22 246Z\"/></svg>","mask_w":264,"mask_h":264},{"label":"crops","instance_id":"4","mask_svg":"<svg viewBox=\"0 0 264 264\" xmlns=\"http://www.w3.org/2000/svg\"><path fill=\"white\" fill-rule=\"evenodd\" d=\"M13 3H15L16 5H11L7 10H5V14L6 15L10 13L15 14L16 18L19 13V10L22 7H31L34 4L33 0H19V2L17 0H13ZM1 148H0V255L2 258V262L9 263L10 261L13 260H11L10 254L2 249L3 248L2 245H4L3 237L10 230L15 220H23L24 222L29 220L28 222L35 223V210L33 208V211H31L30 209L31 206H27L25 173H24V169L20 168L19 166L17 156H13L11 154L12 150L3 151Z\"/></svg>","mask_w":264,"mask_h":264}]
</instances>
